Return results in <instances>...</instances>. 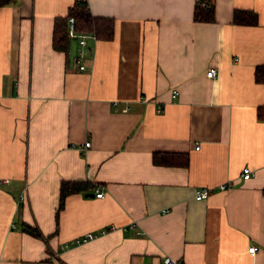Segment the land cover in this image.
Returning <instances> with one entry per match:
<instances>
[{
	"label": "crops",
	"instance_id": "crops-1",
	"mask_svg": "<svg viewBox=\"0 0 264 264\" xmlns=\"http://www.w3.org/2000/svg\"><path fill=\"white\" fill-rule=\"evenodd\" d=\"M197 1L0 6V264H264V0H209L208 23ZM77 2L113 20L84 70L52 46Z\"/></svg>",
	"mask_w": 264,
	"mask_h": 264
},
{
	"label": "trees",
	"instance_id": "trees-1",
	"mask_svg": "<svg viewBox=\"0 0 264 264\" xmlns=\"http://www.w3.org/2000/svg\"><path fill=\"white\" fill-rule=\"evenodd\" d=\"M13 0H0V6L11 3ZM68 16L74 17L77 32L85 34H92L97 40H110L113 37V20L111 18L93 17L90 11L82 2L74 3L67 11L65 18L56 19L53 27V40L52 46L58 52H65L68 44L71 41L67 32V18ZM193 20L196 22L208 23L214 22L215 12L213 3L209 0H199L193 8ZM233 22L253 25L257 23V15L254 12L236 11L233 16ZM254 81L264 84V65L255 67ZM153 163H161L162 165L169 166L178 164L174 159L173 154H157L154 153L152 157ZM181 165H187V158H184ZM61 196V195H60ZM63 201V196L60 198V206ZM24 231L38 237V233L33 231L28 225L22 226Z\"/></svg>",
	"mask_w": 264,
	"mask_h": 264
},
{
	"label": "built area",
	"instance_id": "built-area-1",
	"mask_svg": "<svg viewBox=\"0 0 264 264\" xmlns=\"http://www.w3.org/2000/svg\"><path fill=\"white\" fill-rule=\"evenodd\" d=\"M67 32H68L69 39L77 41L79 49L76 52L74 60H75L76 64L78 65V69L84 70L85 69L84 59L87 55V50H88V46H86L87 41L90 39H95V38L92 34L89 35V34H85L83 32H77L76 26H75V19H74V17H71V16H68V18H67ZM205 72H206L207 78L214 77L216 75L215 68L213 66L208 67ZM172 93L175 95L177 93V91L175 90ZM89 145H90V143L88 141H86L83 146H84V148H87V147H89ZM196 149H198V147ZM240 175H241V178L244 180L251 178L252 177L251 169L247 166L243 167V169L240 172ZM231 186H232L231 183L220 184V185H218V189L222 190V191H226ZM212 193H213V190L211 188H201V189L195 191L194 198H195V200L200 201L202 199L208 198L209 196H211ZM95 194L98 198H101L104 196V194L100 190L95 191ZM90 237L91 236L89 234L86 236V238H90ZM79 242H80L79 240L76 241V243H79ZM64 247H66V246H64ZM247 249L250 253H253L257 250V248L254 246H250ZM164 263L165 264H172V263H176V262H174L173 260L171 261L169 259H165Z\"/></svg>",
	"mask_w": 264,
	"mask_h": 264
}]
</instances>
